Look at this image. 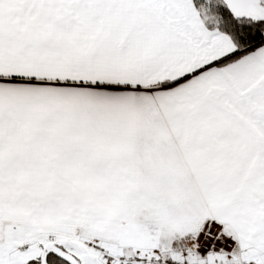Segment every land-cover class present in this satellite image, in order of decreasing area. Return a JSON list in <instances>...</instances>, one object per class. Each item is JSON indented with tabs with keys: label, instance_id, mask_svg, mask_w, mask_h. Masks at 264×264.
<instances>
[{
	"label": "snow or ice",
	"instance_id": "6c2138e0",
	"mask_svg": "<svg viewBox=\"0 0 264 264\" xmlns=\"http://www.w3.org/2000/svg\"><path fill=\"white\" fill-rule=\"evenodd\" d=\"M0 264H264V0H0Z\"/></svg>",
	"mask_w": 264,
	"mask_h": 264
}]
</instances>
